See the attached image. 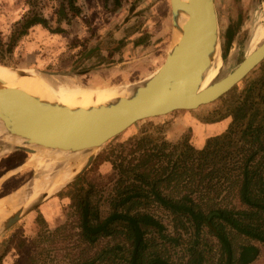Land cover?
Segmentation results:
<instances>
[{"label":"rangeland","instance_id":"rangeland-1","mask_svg":"<svg viewBox=\"0 0 264 264\" xmlns=\"http://www.w3.org/2000/svg\"><path fill=\"white\" fill-rule=\"evenodd\" d=\"M74 1L76 10L70 8L69 0H0V64L34 71L41 77L52 78L56 84L83 89L134 82L153 72L154 69L146 65L147 55L157 46L167 43L168 47L170 41V24L168 42L148 34L157 24L155 6L161 0ZM222 3L220 78L232 72L250 54L247 41L251 21L257 16L262 24L264 16V0H222ZM34 15L46 18L48 26L33 24L20 36L22 24ZM9 45L12 46L10 51ZM96 68L102 70L96 71ZM71 71L70 76L48 74ZM262 79L264 59L214 102L141 121L107 142L76 180L0 235V264H83L84 261L78 260L80 255L91 257L100 252L106 240L91 249L80 241L74 196L89 192L101 215H108L109 198L121 176L113 164L120 151L130 148L144 131L172 143L187 138L196 148H203L209 137L227 129L236 106L249 94L253 97L260 94L258 88ZM34 159L37 157L32 153L0 144V199L24 192L35 182L36 168L30 163ZM41 160L50 158L44 156ZM153 212L173 238L158 247L170 263L187 264L188 249L195 241L204 251L202 264L223 263L219 241L208 228L198 235L191 227L184 228L186 231L180 225L175 227L176 221L167 210L155 207ZM232 237L235 248L248 243L259 248L258 256L249 264H264L263 242L236 232ZM93 264L113 263L108 259Z\"/></svg>","mask_w":264,"mask_h":264},{"label":"trees","instance_id":"trees-1","mask_svg":"<svg viewBox=\"0 0 264 264\" xmlns=\"http://www.w3.org/2000/svg\"><path fill=\"white\" fill-rule=\"evenodd\" d=\"M68 4L76 10L74 0ZM38 23L48 26L46 18L34 15L22 24L20 36ZM258 89L257 97L251 93L233 109L227 129L209 137L201 149L187 138L172 143L144 131L120 151L113 164L121 176L109 198L108 215H101L89 192L74 196L80 241L91 249L106 240L100 252L78 260L174 264L158 248L173 238L155 207L167 210L175 227H191L198 235L208 228L219 241L221 264L256 259V245L235 248L232 236L236 232L264 243V79ZM199 245L191 244L187 264H202Z\"/></svg>","mask_w":264,"mask_h":264},{"label":"water","instance_id":"water-1","mask_svg":"<svg viewBox=\"0 0 264 264\" xmlns=\"http://www.w3.org/2000/svg\"><path fill=\"white\" fill-rule=\"evenodd\" d=\"M222 8V0H206L197 19L191 20L186 1L170 0V41L166 61L154 76L146 80L139 95L129 101L71 109L42 103L17 88L0 87V144L27 153L38 152V147L48 154L53 149L72 151L66 156L78 155L80 153L74 152L81 150L84 151L81 153L85 155L83 157H87L68 171L70 177L58 189L43 191L30 198L31 201L21 202L19 199L5 209L0 214V235L76 180L107 142L132 125L212 103L262 62L264 41L222 78L219 77L220 66L212 83L201 89L204 74L215 66L211 64L214 52L217 51L218 57ZM185 13L188 19L183 24ZM1 66L17 73L22 71ZM48 74L70 76L73 72ZM13 137L22 138L24 143L12 142ZM33 185L30 184L25 191Z\"/></svg>","mask_w":264,"mask_h":264},{"label":"bare ground","instance_id":"bare-ground-1","mask_svg":"<svg viewBox=\"0 0 264 264\" xmlns=\"http://www.w3.org/2000/svg\"><path fill=\"white\" fill-rule=\"evenodd\" d=\"M183 1H186L191 20L197 19L206 3V0ZM155 9L157 24L148 31V34L153 37L163 38L165 42H168L169 32L167 28L169 26L170 18L169 0L159 1L156 4ZM185 15L186 18L183 21V24L188 19V14L185 13ZM262 19V24L259 22V18L257 16H255L251 21L249 30L250 35L247 41V53L251 54L264 41V16ZM166 44L167 43H165L164 46H157L153 48L147 55L146 58L148 62L146 65L148 68L154 70L150 75L148 74V76L142 80L116 84L110 87L83 89L79 87H68L64 84H56L52 78L47 76L41 77L40 75L35 74L34 71L29 70L17 73L16 71H12L0 65V87L17 88L42 103L67 106L71 109L79 107L89 109L91 107H97L103 104L105 105L106 103L129 101L139 95L140 91L145 87L146 80L154 76L163 66L168 54ZM216 56L217 51L214 52L213 58L211 59V64H214L215 66L204 74L201 89H204L212 83L219 71V67L222 65L223 56L221 44L219 45L218 57ZM12 142L22 145L24 140L19 137H13ZM37 151L38 152L32 153V155H36L37 159L30 162L36 168L37 175V179H35L33 187L29 191L11 194L1 198L0 214L8 207L15 205L19 199L21 202L26 200L31 201L30 198H35L43 191L49 190L50 192L51 190L58 189V187H60L70 177V173L68 171L75 165L83 163L87 158L83 157L85 155H82L81 153L84 151L81 150L74 152L80 153L74 156H66L72 152L70 150L53 149V151H50V154H48L46 152H41L42 149L38 147ZM44 156L49 157L50 160L42 161L41 159H43Z\"/></svg>","mask_w":264,"mask_h":264},{"label":"crops","instance_id":"crops-1","mask_svg":"<svg viewBox=\"0 0 264 264\" xmlns=\"http://www.w3.org/2000/svg\"><path fill=\"white\" fill-rule=\"evenodd\" d=\"M97 69V68H96ZM99 70H102V69H99ZM97 71V70H96ZM203 145H200V147H202Z\"/></svg>","mask_w":264,"mask_h":264},{"label":"flooded vegetation","instance_id":"flooded-vegetation-1","mask_svg":"<svg viewBox=\"0 0 264 264\" xmlns=\"http://www.w3.org/2000/svg\"><path fill=\"white\" fill-rule=\"evenodd\" d=\"M95 53H96V52H94V54H95ZM94 54H93V55H94Z\"/></svg>","mask_w":264,"mask_h":264}]
</instances>
